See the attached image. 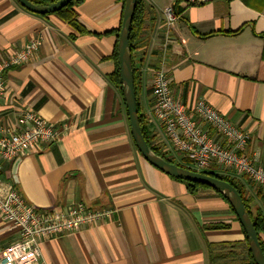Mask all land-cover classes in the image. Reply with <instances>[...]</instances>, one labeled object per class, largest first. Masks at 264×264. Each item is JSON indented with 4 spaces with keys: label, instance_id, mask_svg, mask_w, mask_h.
Masks as SVG:
<instances>
[{
    "label": "crops",
    "instance_id": "1",
    "mask_svg": "<svg viewBox=\"0 0 264 264\" xmlns=\"http://www.w3.org/2000/svg\"><path fill=\"white\" fill-rule=\"evenodd\" d=\"M143 1L144 37L133 56L154 144L167 153L165 131L153 119L151 82L161 67L164 11L172 6L179 19L169 30L165 69L174 96L189 110L204 100L251 132L248 152L259 151L264 165V0ZM123 10L122 0H84L75 12L88 33L79 34L55 14L35 15L16 0H0V50L14 53L42 40L32 60L7 71L0 124L31 109L64 130L43 152L3 162L0 179L39 209L77 203L113 211L106 221L45 241L44 264H210V249L219 248L215 255L227 257L222 264H238L233 254L246 256L236 247L245 246L246 235L229 202L212 189L189 194L133 142L121 94L109 78ZM233 178L252 209L264 214V186ZM17 238L18 231L0 221V252Z\"/></svg>",
    "mask_w": 264,
    "mask_h": 264
},
{
    "label": "built area",
    "instance_id": "2",
    "mask_svg": "<svg viewBox=\"0 0 264 264\" xmlns=\"http://www.w3.org/2000/svg\"><path fill=\"white\" fill-rule=\"evenodd\" d=\"M201 5L212 0H187ZM165 43L151 82L153 119L165 131L173 157L189 160L199 173L246 178L264 186V165L259 151L248 152L251 132L235 126L213 106L199 100L193 110L174 96L172 79L165 69L169 30L179 19L172 6L164 11ZM42 46L36 38L23 49L11 53L0 50V97L6 90V73L32 60ZM161 46V47H162ZM64 130L31 109L0 124V174L2 163H13L29 154L40 153L61 140ZM110 209L93 210L82 204L68 208L39 209L29 204L11 181L0 179V221L18 231L17 240L0 252V264H44L42 245L52 238L77 233L85 227L112 217Z\"/></svg>",
    "mask_w": 264,
    "mask_h": 264
},
{
    "label": "water",
    "instance_id": "3",
    "mask_svg": "<svg viewBox=\"0 0 264 264\" xmlns=\"http://www.w3.org/2000/svg\"><path fill=\"white\" fill-rule=\"evenodd\" d=\"M17 1L25 10L32 14L47 16L59 12L74 0H58L49 6H36L28 0ZM136 8L137 0H125L121 31L117 40L120 82L130 123L131 136L135 146L142 157L151 166L168 176L182 181L207 186L223 195L228 200L245 231L254 262L256 264H264V253L258 235L251 217L243 203V199L236 188L226 181L214 178L205 173H199L191 169L180 167L177 164L170 163L162 156L157 155L148 145L140 124L137 90L135 87V74L133 70V53L130 47L131 28Z\"/></svg>",
    "mask_w": 264,
    "mask_h": 264
},
{
    "label": "trees",
    "instance_id": "4",
    "mask_svg": "<svg viewBox=\"0 0 264 264\" xmlns=\"http://www.w3.org/2000/svg\"><path fill=\"white\" fill-rule=\"evenodd\" d=\"M28 1L31 2L32 4L36 5V6H49L58 0H28ZM83 2H84V0H74L68 6H66L65 8L60 10L59 12L55 13V15H57L63 21L68 23L79 34H87L88 33L79 24V22L77 20V14L75 12V7H77L78 5H80ZM122 2L125 5V0H122ZM17 3L19 4L18 1H17ZM145 12H146V5H145L144 1L143 0H137L136 13H135V16L133 19L132 28H131V35H130V47L132 49V53L135 50H137L138 48H140V44H142V41H143V37H144V30L143 29L145 27V19H146ZM120 31H121V27L116 32H114V34L117 36V39L119 37ZM111 34H113V33H111ZM144 44H146V43H144ZM112 59L115 63V71L109 78H110V81L114 84V86L118 89V91L121 94L123 109L125 112L127 122L129 124V127H130L128 114H127V110H126L124 99H123L122 86H121V82H120L119 57H118V52H117V45H116ZM133 67H134L133 70H134V74H135V87L137 90V104H138V109H139L140 124H141V129H142L143 135H144L148 145L152 148V150L157 155L162 156L164 159H166L170 163L177 164L178 166L183 167L185 169H191L193 171H196L193 168L192 163L189 160L182 159L183 161L178 162V160H175V157L170 158L167 153L162 152L160 146H156L154 144L155 137L151 135V133L148 129V127L146 125V116L142 111V105L140 102V89L142 87V73H141L140 69L135 66L134 56H133ZM205 174L230 183L239 192L240 196L243 199V203L246 207V210L248 211V213L251 217V220L253 222L254 228L256 230V233L258 235V238H259V241L261 244V248H262L263 253H264V214H263V212L259 209L258 210L252 209L251 201L248 198L244 188L239 183V181L234 179L232 176L219 175V174H216L214 172H205ZM173 179L184 184L186 186L189 194H191L193 196H196L198 194V192L202 189H210L209 187L204 186V185L186 182V181H182V180H179L176 178H173ZM219 195L223 199H225V201L228 202V200L223 195H221V194H219ZM244 245L245 246H243V244H239V245L237 244L236 245L237 250H239V251L242 250L245 252L246 256L243 259H241L240 254L239 255L233 254V256L236 257V259L240 262L238 264H256L253 260L247 237L245 238V244ZM220 249L221 248L210 249V253H211L210 254V264H222L223 261L227 258V257H221L220 255H215V253Z\"/></svg>",
    "mask_w": 264,
    "mask_h": 264
},
{
    "label": "rangeland",
    "instance_id": "5",
    "mask_svg": "<svg viewBox=\"0 0 264 264\" xmlns=\"http://www.w3.org/2000/svg\"><path fill=\"white\" fill-rule=\"evenodd\" d=\"M165 148H166V147H165ZM167 150H168V149H167ZM167 154H169V157H170V158L173 157V156H172V154H173L172 152L167 151ZM175 160H178V162L183 161L182 158H180V157H175Z\"/></svg>",
    "mask_w": 264,
    "mask_h": 264
}]
</instances>
